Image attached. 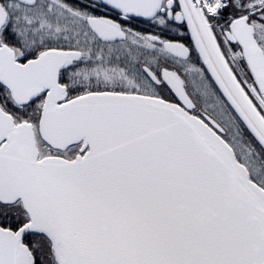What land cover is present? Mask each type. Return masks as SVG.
<instances>
[{
    "label": "snow or ice",
    "instance_id": "snow-or-ice-1",
    "mask_svg": "<svg viewBox=\"0 0 264 264\" xmlns=\"http://www.w3.org/2000/svg\"><path fill=\"white\" fill-rule=\"evenodd\" d=\"M0 264H264V0H0Z\"/></svg>",
    "mask_w": 264,
    "mask_h": 264
}]
</instances>
